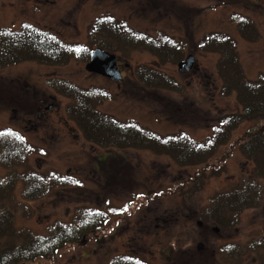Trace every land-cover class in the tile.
Segmentation results:
<instances>
[{"label":"rangeland","instance_id":"obj_1","mask_svg":"<svg viewBox=\"0 0 264 264\" xmlns=\"http://www.w3.org/2000/svg\"><path fill=\"white\" fill-rule=\"evenodd\" d=\"M32 1L0 0V26L18 29L26 22L46 28L36 19L44 20L49 9L32 6ZM155 2L159 6L148 0H103L97 13L123 19L134 30L173 36L186 46L181 60L189 55L196 59L188 73L177 71L181 60L159 66L153 56L139 51L128 56L111 53L123 68L119 83L86 72L87 61L80 60L64 66L26 62L0 69V129H14L30 148L24 164L11 169L0 165V178L29 170L42 176L62 175L69 182L37 200L24 199L23 185L15 183L12 196L1 201L13 208L14 226L46 235L53 222L74 223L79 210L107 216L102 231L67 245L52 260L27 264H110L124 255L141 264H264V178L252 177V165L238 148V137L256 122L241 123L206 166L179 167L164 155L108 150L87 143L65 114L69 101L47 86L52 78L98 86L111 93L100 111L120 121L132 119L161 134L183 131L196 140L209 136L220 119L238 112L239 106L234 95H219L214 71L217 55L199 52L196 39L209 32L228 33L236 40L244 73L255 79L264 72V0ZM68 5L62 8L65 17L78 16L81 8ZM232 12L253 20L258 41L240 39L228 20ZM80 30L66 33L81 40V48L94 49L98 42ZM138 65L156 66L182 86L181 93L145 90L133 76ZM51 103V110L38 116ZM247 184L259 190L256 205L253 202L239 213H230L226 217L230 224L205 213L211 198ZM237 204L244 207L242 202ZM199 243L203 245L200 252Z\"/></svg>","mask_w":264,"mask_h":264},{"label":"trees","instance_id":"obj_2","mask_svg":"<svg viewBox=\"0 0 264 264\" xmlns=\"http://www.w3.org/2000/svg\"><path fill=\"white\" fill-rule=\"evenodd\" d=\"M112 17L99 15L89 26L91 38L98 42L96 47L123 56H128L131 51L146 52L155 58L159 66L174 65L183 58L186 46L173 36L134 30L125 20ZM228 20L235 25L240 39L247 42L260 39L256 25L247 15L232 12ZM20 25L18 29L0 26V69L26 62L64 66L69 61H88L90 51L81 48L83 45L58 40L35 24L25 22ZM101 26L102 32L99 30ZM195 48L201 53L217 55L214 71L219 81V95H234L239 106L238 112L226 114L203 140L193 139L183 131L167 134L153 132L135 120L120 121L103 113L99 106L111 99V93L98 86L84 87L61 78H52L47 81V86L69 101L65 114L87 143L108 150L147 151L157 156L164 155L179 167L206 166L241 123L256 122L238 137V148L252 165V177L264 178V72H259L255 79L247 78L239 60L236 40L226 32L207 33L196 39ZM133 76L145 90L176 94L182 91L180 84L156 66L138 65L133 70ZM258 121L262 124L258 125ZM29 152L30 148L17 131L0 129L1 166L11 169L24 164ZM203 177L202 174L200 179ZM66 178L57 174L42 176L29 170L10 172L0 178V264L52 260L67 245L80 242L89 233L102 231L107 216L88 209L79 210L72 224L53 222L48 226L46 235L14 226L13 208L1 201L12 196L15 183L23 185L24 199L37 200L58 185H68ZM258 195L259 190L247 184L231 194L211 198L205 213L213 220L216 218L218 222L225 223L230 213H239L253 202L256 205ZM238 202H242L244 207H237ZM226 224H230L229 221ZM110 264L141 262L124 255L113 258Z\"/></svg>","mask_w":264,"mask_h":264},{"label":"flooded vegetation","instance_id":"obj_3","mask_svg":"<svg viewBox=\"0 0 264 264\" xmlns=\"http://www.w3.org/2000/svg\"><path fill=\"white\" fill-rule=\"evenodd\" d=\"M155 1L157 0H148V3L150 4L152 3L153 6H159L160 3L155 2ZM32 2L34 3L32 4V6L35 5L38 8L42 7L45 9L47 8L49 9L47 13L45 14L44 20L36 19L37 23L44 22L42 26L46 28H42V29L49 32V35L55 37L58 40L65 41L68 43H74L78 45L82 44L80 42L81 40H78L77 38L71 39V36L67 34L66 32L73 31L76 33H80L81 27L87 32H89L88 27L91 25L92 21L95 20V18L100 15V13H97V11L103 5V0H95V2L93 0H34ZM67 4H69L68 6L71 5L73 9L81 8L78 16L72 17L70 19H68V17H65V13H64L65 11L64 9L62 10V8L63 7L65 8ZM45 19L49 20L51 24H47L48 22ZM55 21H57L56 24L54 23ZM127 25L129 26V23H127ZM99 30L100 32H102L103 26L99 27ZM117 65L122 75L123 68H122L120 61H117ZM105 79H108V78H105ZM50 105L52 106V103L44 107V109L38 113V116H41L42 113L50 111L51 109H47ZM213 222L214 221H211V223ZM197 224L200 226H203V222L197 221Z\"/></svg>","mask_w":264,"mask_h":264},{"label":"water","instance_id":"obj_4","mask_svg":"<svg viewBox=\"0 0 264 264\" xmlns=\"http://www.w3.org/2000/svg\"><path fill=\"white\" fill-rule=\"evenodd\" d=\"M195 63V57L189 55L177 64V71L181 74L188 73ZM84 69L88 73L100 75L112 82L119 83L122 80L121 71L117 65V58L101 48H94L89 52V60L85 64ZM51 108L52 106L50 105L47 109ZM202 248L203 245L199 243L197 246L198 251L200 252Z\"/></svg>","mask_w":264,"mask_h":264},{"label":"snow or ice","instance_id":"obj_5","mask_svg":"<svg viewBox=\"0 0 264 264\" xmlns=\"http://www.w3.org/2000/svg\"><path fill=\"white\" fill-rule=\"evenodd\" d=\"M126 210V209H125Z\"/></svg>","mask_w":264,"mask_h":264}]
</instances>
